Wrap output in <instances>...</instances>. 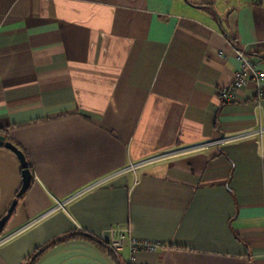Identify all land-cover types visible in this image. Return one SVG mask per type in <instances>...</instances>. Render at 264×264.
<instances>
[{
    "label": "crops",
    "instance_id": "crops-1",
    "mask_svg": "<svg viewBox=\"0 0 264 264\" xmlns=\"http://www.w3.org/2000/svg\"><path fill=\"white\" fill-rule=\"evenodd\" d=\"M239 48L264 71L252 0H0V136L31 172L0 264H127L67 238L113 226L163 245L134 264H264V100L217 96ZM20 187L0 146V219Z\"/></svg>",
    "mask_w": 264,
    "mask_h": 264
},
{
    "label": "built area",
    "instance_id": "built-area-1",
    "mask_svg": "<svg viewBox=\"0 0 264 264\" xmlns=\"http://www.w3.org/2000/svg\"><path fill=\"white\" fill-rule=\"evenodd\" d=\"M255 5L264 8V0H252ZM235 57L239 64L238 70L235 72L231 84L227 88L220 89L217 92L219 101L222 104L234 101L236 92L241 89L246 83L252 82L255 87L254 100L256 102H261L264 100V71L257 70L255 68L254 62L248 55V51L245 49H235ZM263 134V128L259 126L255 131L246 137H257L261 138ZM233 141V139H222L216 142L220 145L225 142ZM173 154H166L150 158L143 162L129 165L126 171L135 172L138 168H141L147 164L165 160L172 156ZM57 208L62 209L63 204H58ZM107 243V249L113 253L119 254L126 251L128 253V261L131 264L135 256L138 253H152L163 248L160 242L138 239L132 236L127 229L121 228L120 226H113L108 229L106 235L102 238ZM6 239L0 240V243L4 242Z\"/></svg>",
    "mask_w": 264,
    "mask_h": 264
},
{
    "label": "water",
    "instance_id": "water-1",
    "mask_svg": "<svg viewBox=\"0 0 264 264\" xmlns=\"http://www.w3.org/2000/svg\"><path fill=\"white\" fill-rule=\"evenodd\" d=\"M0 146L4 147L11 152H13L20 164L21 168V187L18 193L16 194V198L12 201L11 205L9 206L6 214L0 219V236L2 234V231L10 218L11 214L14 211L15 206L17 205V200L19 197H21L29 188L31 184V172L29 168V164L27 163L24 154L21 150H19L16 146H14L12 143L5 140L3 136H0Z\"/></svg>",
    "mask_w": 264,
    "mask_h": 264
},
{
    "label": "trees",
    "instance_id": "trees-1",
    "mask_svg": "<svg viewBox=\"0 0 264 264\" xmlns=\"http://www.w3.org/2000/svg\"><path fill=\"white\" fill-rule=\"evenodd\" d=\"M29 168H30V166H29ZM75 235H83V236H85L86 238L91 239L92 241H94V242H96L97 244H99L100 246H102V247L106 250L107 253H110L112 256H116V253H113V252H111V251H109V250L107 249V243H106L105 240H102L101 238H99V237H97V236H94V235H92V234L86 233V232H77L76 234H74V235H72V236H69V237H67V238L75 237ZM67 238H65V239H67ZM59 241H60V240H59ZM50 245H52V244H50ZM47 247H48V246H47ZM47 247L38 250V251H37V252L31 257V262L34 261V260L38 257V255H39L42 251H44ZM127 264H131V263H130L129 261H127Z\"/></svg>",
    "mask_w": 264,
    "mask_h": 264
}]
</instances>
